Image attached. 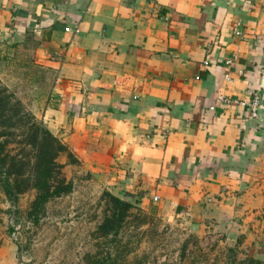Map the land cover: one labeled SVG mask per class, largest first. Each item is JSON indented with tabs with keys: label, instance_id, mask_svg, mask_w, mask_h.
<instances>
[{
	"label": "crops",
	"instance_id": "0c3cea01",
	"mask_svg": "<svg viewBox=\"0 0 264 264\" xmlns=\"http://www.w3.org/2000/svg\"><path fill=\"white\" fill-rule=\"evenodd\" d=\"M32 31L58 66L35 114L76 164L264 264V0H0V49Z\"/></svg>",
	"mask_w": 264,
	"mask_h": 264
},
{
	"label": "rangeland",
	"instance_id": "374dc122",
	"mask_svg": "<svg viewBox=\"0 0 264 264\" xmlns=\"http://www.w3.org/2000/svg\"><path fill=\"white\" fill-rule=\"evenodd\" d=\"M50 61L34 31L0 49V85L38 121L35 112L58 74ZM12 146L21 154L19 145ZM59 161L73 191L39 211L36 189L12 201L0 186V252L13 246L21 264H262L180 219L117 196L78 166L70 151ZM113 197L133 203L123 218Z\"/></svg>",
	"mask_w": 264,
	"mask_h": 264
},
{
	"label": "trees",
	"instance_id": "16d2710c",
	"mask_svg": "<svg viewBox=\"0 0 264 264\" xmlns=\"http://www.w3.org/2000/svg\"><path fill=\"white\" fill-rule=\"evenodd\" d=\"M13 143L20 146L21 154L13 150ZM68 151L42 121L0 85V186L10 200L16 201L21 194L36 189L33 206L39 211L53 198L72 192L74 185L59 161L60 155ZM113 200L122 218L133 206L117 197Z\"/></svg>",
	"mask_w": 264,
	"mask_h": 264
},
{
	"label": "built area",
	"instance_id": "2783aa9c",
	"mask_svg": "<svg viewBox=\"0 0 264 264\" xmlns=\"http://www.w3.org/2000/svg\"><path fill=\"white\" fill-rule=\"evenodd\" d=\"M70 28H67L69 30ZM234 32L238 36L244 35L243 32L240 29V24L234 27ZM229 78V76H227ZM225 104H233V103H240L237 100L230 99L227 97H221L220 98ZM242 104L246 105L249 110L251 111V115L254 118H260L261 117V107H262V99L261 96L255 95L252 99H249L248 101H242ZM159 196L155 197V200H158Z\"/></svg>",
	"mask_w": 264,
	"mask_h": 264
}]
</instances>
